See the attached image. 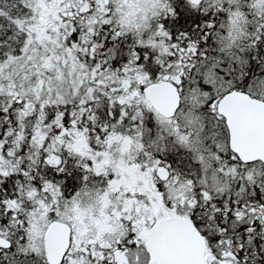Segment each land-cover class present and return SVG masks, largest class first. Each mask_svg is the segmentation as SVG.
<instances>
[{
    "label": "rangeland",
    "instance_id": "rangeland-1",
    "mask_svg": "<svg viewBox=\"0 0 264 264\" xmlns=\"http://www.w3.org/2000/svg\"><path fill=\"white\" fill-rule=\"evenodd\" d=\"M161 1L176 5L174 0H0V14L8 4L17 10L13 33L21 34L16 49L0 39V106L16 98L28 106L25 111L36 112L27 139L31 150L27 154H35L32 159L46 154L43 162L65 174L73 160H80V183L65 193L52 183H46L44 190L27 188L33 207L41 208L30 214L29 248L34 255L36 251L44 257L43 230L49 220L58 219L73 232L63 264H108L103 263L108 256L123 263V255L130 264H147L145 232L153 221L176 213L192 217L199 195L227 193L236 182L242 189L247 176L263 174L257 163L237 164L229 152L223 120L214 108L223 77L218 83L204 81L208 76L218 77L210 70L212 63L203 64L208 63L204 54L181 66L184 85L177 81L178 75L171 77L181 93L175 116L167 119L152 110L147 115L150 122L141 123L151 107L137 82L159 77L144 64L137 67L135 47L136 43L144 46V54L157 52L153 55L159 59L168 52L170 36L162 18L153 16ZM254 1L258 5L263 0ZM238 10L230 7L225 14H217L228 25L223 27L225 32L237 24L233 19L241 16ZM219 45L227 48L230 43L220 37ZM164 62L180 65L174 60ZM169 68L174 72L177 66ZM197 73L202 80H197ZM192 80L191 85L186 83ZM258 88L252 94L264 98V88ZM103 101L108 102L106 115H100ZM122 102L125 105L119 109L115 104L120 107ZM47 112L51 118L44 123ZM98 114L99 120L94 118ZM81 119L87 123L80 126L76 120ZM62 125L73 139L60 133ZM10 149L11 145L0 143V174L4 176L10 172L5 167L10 164ZM64 151L60 164L58 153ZM173 154L186 159L183 169L171 161ZM159 167L169 171L165 181L155 174ZM47 190L51 197L45 194ZM46 207L51 214L43 211ZM118 252H122L120 259Z\"/></svg>",
    "mask_w": 264,
    "mask_h": 264
},
{
    "label": "trees",
    "instance_id": "trees-1",
    "mask_svg": "<svg viewBox=\"0 0 264 264\" xmlns=\"http://www.w3.org/2000/svg\"><path fill=\"white\" fill-rule=\"evenodd\" d=\"M174 1L176 5L170 6L172 14L161 19L170 36L168 52L165 53L166 55L162 53L164 56L160 54L161 59H159L158 55H153L159 53L149 51L144 54V46H139L136 43L137 67L144 64L146 68H149V72L159 79L166 75L171 77L178 75L177 81H181L180 84L184 85L182 72L179 71L181 66L185 68V65L191 62L193 57L204 54L208 58V63L203 64L210 65L212 63L210 70L218 76L217 79L208 76V78H203L204 81L215 79V83H218V78L223 77V81L217 86L219 89L217 97L231 88L250 93L256 91L255 89L258 90V87L264 88V0L258 5H255L254 0H228L229 8L232 7V10L235 11L240 8L238 11L241 15L233 19L237 24H233L229 32H225L223 29L224 26H228L227 23L222 22L219 19L220 16L217 15L219 12L225 14V10L208 8L205 13L210 15L205 13L196 15L194 10L185 8L187 5L184 1ZM234 5L235 8H233ZM15 11H17L15 7L8 4L5 11L0 14V29L3 30L0 32V39L12 43L14 49L17 48V43L21 39V34L16 36L13 33L16 30L13 23L14 16H16ZM171 37L178 43H171ZM220 37L229 40V47H220ZM188 40H190L189 43H187ZM10 49L11 47L7 50ZM172 54H175V58L170 57ZM166 60L167 62L168 60L177 61L180 65H173L170 62L165 64ZM203 64L201 63L200 66L203 67ZM168 66H177V68H174V72H170L171 68ZM135 72H137L136 69ZM161 73L165 76H162ZM197 75H199L197 80H202L201 73H197ZM192 82L193 80L186 83L191 85ZM137 83L141 89L144 82ZM200 85H205V83ZM123 100L127 102L125 98ZM107 105V101L101 103L100 109L103 110L100 115H106V110L109 109ZM115 105L120 109L121 105H125V103L122 102L120 107ZM27 107L23 101L18 103L16 98H12L5 102L4 106H0V143L12 147L9 152L11 157L8 158L10 164L5 166L6 170L10 172L5 176L3 173L0 174V235L11 241L8 248L0 247V264H47L43 256H40L36 251L34 255L29 248L30 214L33 211L34 213L41 212V208L33 207L32 200L27 196V192H29L27 188L39 191L45 189L46 183H52L57 185L62 193H65L67 189L70 190L80 182L79 159L73 160L75 163L72 164V167L66 166L70 174L69 171L65 174L63 172L56 173L54 166L43 162L46 154L38 159L31 158L34 157V153L27 154L31 152L27 146V139L32 131L30 127L36 121L37 116L35 111H25ZM130 112L127 111V113ZM147 112L141 119L142 124L147 123V115L152 114L150 109H147ZM50 118L51 114L47 112L42 121L47 123ZM94 118L101 119L99 114ZM112 120L110 118V121ZM62 121L65 122L67 119L64 117ZM76 122L80 126L82 123H87L84 119L76 120ZM51 123L55 126V123ZM26 149L28 150L25 151ZM19 153L27 154V156L17 159ZM64 154L65 151L58 153L60 164L64 163ZM67 154L69 153L67 152ZM230 154L235 157L232 152ZM173 156L171 161H176L183 169L185 166L183 160H186L183 155L173 154ZM235 159L237 164H242L236 157ZM32 162H36V165H29ZM256 163L264 169V165L259 162L243 165ZM242 183L243 181H241ZM229 188L231 191L217 196L199 195V199L195 202L192 218L207 240L205 263L264 264V171L263 174L247 176L242 189L237 182L236 185H230ZM45 194L51 197V192L48 190L45 191ZM40 196L42 197V193ZM12 200L14 203H11ZM18 200L23 203L17 204ZM43 211L51 214V208L47 209L46 207ZM105 263L109 264L110 262Z\"/></svg>",
    "mask_w": 264,
    "mask_h": 264
},
{
    "label": "water",
    "instance_id": "water-1",
    "mask_svg": "<svg viewBox=\"0 0 264 264\" xmlns=\"http://www.w3.org/2000/svg\"><path fill=\"white\" fill-rule=\"evenodd\" d=\"M197 1V0H196ZM151 105L164 116H172L179 105V93L168 82H155L143 87ZM228 129V145L242 162L261 160L264 163V101L247 92L231 89L217 102ZM157 174L165 178L168 172L159 168ZM70 228L53 220L43 232L45 259L59 263L69 245ZM0 245L10 242L0 237ZM146 247L152 253L149 264H202L206 249L204 236L193 220L184 215L160 217L148 229Z\"/></svg>",
    "mask_w": 264,
    "mask_h": 264
},
{
    "label": "flooded vegetation",
    "instance_id": "flooded-vegetation-1",
    "mask_svg": "<svg viewBox=\"0 0 264 264\" xmlns=\"http://www.w3.org/2000/svg\"><path fill=\"white\" fill-rule=\"evenodd\" d=\"M182 1H184L185 3H187L188 4V6H186L185 8H187V9H191V11H193L194 9H196V10H198V11H193V12H195V14L197 15V14H199V13H205L206 12V10L208 9V8H212V9H220V11H221V9L222 10H225L226 11V9H228L229 8V6H228V4H229V2H228V0H219V1H216V0H201L199 3H197V4H195V3H193V1L192 0H182ZM189 5L190 6H192V7H189ZM159 6H160V9L157 11V12H155V13H153V16L155 17V18H157V19H161V18H166V16L168 15V14H170V13H168L167 12V8H169L170 9V5L168 4H166V5H164L163 3H162V1L160 2V4H159ZM216 7V8H215ZM211 14H213V13H211ZM163 28L167 31V29L163 26ZM62 128V127H61ZM60 131H61V129H60ZM64 132V131H63ZM62 131L60 132V133H63ZM63 135V134H62ZM64 135H66V136H68V138L69 139H73V137L70 135V132H64ZM69 174H70V171L68 172ZM80 181V180H79ZM80 183V182H79ZM78 183V184H79ZM73 237V232H72V227H71V243H70V249H71V246H72V238ZM117 247H119L120 249L122 248L121 246H117ZM149 253V252H148ZM121 254H122V252H118V255H117V257L120 259V257H121ZM150 254V253H149ZM123 258H124V260H122L123 261V263H120L119 261H118V259H115V258H113V257H106L105 258V260H104V262L103 263H105V262H110L109 264H130V262H129V258H128V256H126V255H123ZM110 259H112L113 260V262L110 260ZM126 262V263H125ZM136 264V263H135Z\"/></svg>",
    "mask_w": 264,
    "mask_h": 264
}]
</instances>
